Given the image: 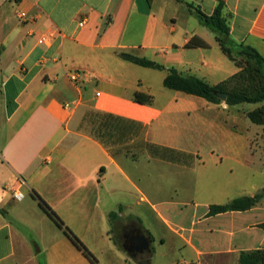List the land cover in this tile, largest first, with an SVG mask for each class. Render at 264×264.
<instances>
[{"label":"crops","instance_id":"1","mask_svg":"<svg viewBox=\"0 0 264 264\" xmlns=\"http://www.w3.org/2000/svg\"><path fill=\"white\" fill-rule=\"evenodd\" d=\"M163 1L0 0V264H94L33 192L98 264H153L156 246L172 251L160 264H239L264 249V198L209 215L264 190V148L237 123L249 111L171 90L167 71L120 57L213 86L239 72L195 14L181 25ZM220 2L236 52L264 57V0L181 3L211 15Z\"/></svg>","mask_w":264,"mask_h":264},{"label":"trees","instance_id":"2","mask_svg":"<svg viewBox=\"0 0 264 264\" xmlns=\"http://www.w3.org/2000/svg\"><path fill=\"white\" fill-rule=\"evenodd\" d=\"M183 2L184 0H176ZM189 10L195 14L199 20L213 31L221 46L222 51L239 68V72L224 84L213 86L207 81L196 76H185L175 68H166L163 65L147 58L137 57L129 53H120V57L134 64L167 71L164 85L174 91H180L189 95H194L206 99L212 103H221L217 92L228 94L226 103L235 106L242 103H257L259 107L247 113L251 122L258 126H264V57L261 53L250 46H241V50L236 52V47L230 38V24L228 16L224 12V4L220 2L215 11L208 15L192 4L187 3ZM188 48L207 47L203 41L191 40L187 44ZM239 59L241 60L239 62ZM244 64L245 67H242ZM228 85H235L233 89H227ZM134 100L139 103H152L153 96L136 93ZM40 205L54 219V221L64 229L67 236L80 248L84 254L94 263L97 259L84 246L82 241L65 225L55 211L46 204L35 192ZM264 198V190L253 197H239L224 205H212L209 215H217L230 211H246L255 207ZM239 264H264V249L243 252L240 256Z\"/></svg>","mask_w":264,"mask_h":264},{"label":"rangeland","instance_id":"3","mask_svg":"<svg viewBox=\"0 0 264 264\" xmlns=\"http://www.w3.org/2000/svg\"><path fill=\"white\" fill-rule=\"evenodd\" d=\"M164 4L163 0H158V3ZM171 10L170 13L175 12L176 13V17L179 19V23L185 24V21H189L190 19V13L193 14L189 9L187 10L185 8V6L181 3L178 2L176 0H171ZM158 5H156L157 7ZM169 12V11H168ZM196 58V56H195ZM241 60L239 59V62ZM242 67H245L244 64H241ZM235 85H228L227 89H233ZM260 104L257 103H242L241 105L232 107V109H236V110H240V111H253L255 109H257L259 107ZM233 109V110H234ZM237 115V114H236ZM238 124L240 123V127L242 129H247V132L250 134V138L252 140V144H254L255 148L259 149V147H263L264 148V126H258L255 125L251 122V120L248 118V116H242L240 120H238L237 122ZM258 134L261 137H258ZM255 162V161H254ZM256 163L257 167H260V163ZM171 246V245H169ZM157 248V253L153 259V264H160V263H166V260L170 257V254L172 253V251L170 250V248H160L159 246H156Z\"/></svg>","mask_w":264,"mask_h":264},{"label":"built area","instance_id":"4","mask_svg":"<svg viewBox=\"0 0 264 264\" xmlns=\"http://www.w3.org/2000/svg\"><path fill=\"white\" fill-rule=\"evenodd\" d=\"M43 40L46 41V38H43ZM70 79L72 81H77L79 79V74L78 73L70 74ZM13 197L16 200H22L24 198V194H22L21 192L13 191Z\"/></svg>","mask_w":264,"mask_h":264},{"label":"water","instance_id":"5","mask_svg":"<svg viewBox=\"0 0 264 264\" xmlns=\"http://www.w3.org/2000/svg\"><path fill=\"white\" fill-rule=\"evenodd\" d=\"M217 96L220 98V100L226 102L228 98V94L225 92H217Z\"/></svg>","mask_w":264,"mask_h":264},{"label":"flooded vegetation","instance_id":"6","mask_svg":"<svg viewBox=\"0 0 264 264\" xmlns=\"http://www.w3.org/2000/svg\"><path fill=\"white\" fill-rule=\"evenodd\" d=\"M141 244H142V243H141ZM143 247H144V246H131L132 249H136V248H138V249H137L138 251H142V250H143Z\"/></svg>","mask_w":264,"mask_h":264},{"label":"clouds","instance_id":"7","mask_svg":"<svg viewBox=\"0 0 264 264\" xmlns=\"http://www.w3.org/2000/svg\"><path fill=\"white\" fill-rule=\"evenodd\" d=\"M19 195V194H18Z\"/></svg>","mask_w":264,"mask_h":264}]
</instances>
